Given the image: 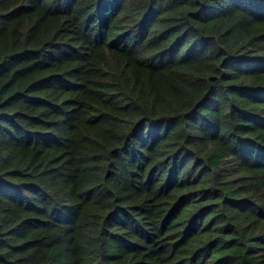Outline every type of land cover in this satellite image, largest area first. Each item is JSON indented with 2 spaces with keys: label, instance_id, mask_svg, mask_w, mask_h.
Here are the masks:
<instances>
[{
  "label": "trees",
  "instance_id": "16d2710c",
  "mask_svg": "<svg viewBox=\"0 0 264 264\" xmlns=\"http://www.w3.org/2000/svg\"><path fill=\"white\" fill-rule=\"evenodd\" d=\"M0 264H264V0H0Z\"/></svg>",
  "mask_w": 264,
  "mask_h": 264
}]
</instances>
